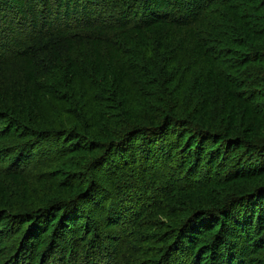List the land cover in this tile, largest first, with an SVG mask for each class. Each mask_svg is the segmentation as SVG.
I'll return each mask as SVG.
<instances>
[{
	"label": "trees",
	"instance_id": "trees-1",
	"mask_svg": "<svg viewBox=\"0 0 264 264\" xmlns=\"http://www.w3.org/2000/svg\"><path fill=\"white\" fill-rule=\"evenodd\" d=\"M251 66L264 0H0V264H264Z\"/></svg>",
	"mask_w": 264,
	"mask_h": 264
},
{
	"label": "rangeland",
	"instance_id": "rangeland-1",
	"mask_svg": "<svg viewBox=\"0 0 264 264\" xmlns=\"http://www.w3.org/2000/svg\"><path fill=\"white\" fill-rule=\"evenodd\" d=\"M247 74H249L254 81L258 82L262 79H264V67H256V66H251L248 70H247ZM217 107V105H216ZM54 109H56V107H53ZM53 109V111H54ZM52 110V109H51ZM42 157V156H41ZM41 162V161H40ZM44 162V161H43Z\"/></svg>",
	"mask_w": 264,
	"mask_h": 264
}]
</instances>
